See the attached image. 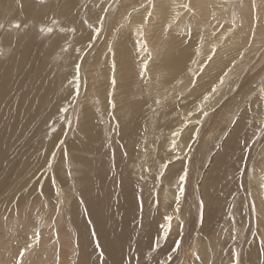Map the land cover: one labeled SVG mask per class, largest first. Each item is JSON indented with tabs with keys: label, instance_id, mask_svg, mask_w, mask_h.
Listing matches in <instances>:
<instances>
[{
	"label": "rangeland",
	"instance_id": "obj_1",
	"mask_svg": "<svg viewBox=\"0 0 264 264\" xmlns=\"http://www.w3.org/2000/svg\"><path fill=\"white\" fill-rule=\"evenodd\" d=\"M66 1L67 0H34V9L30 15L27 16L18 10L19 8H25L24 0H0V24L4 25L3 28H0V138L6 136L3 142L6 144L5 146L10 145V147H4L5 150L2 153L4 156L1 155L2 161L0 160V209L1 207H4L0 211V264H10V262L11 264H14V262L20 257L19 253L27 248V244L24 242L25 235L27 233L31 234L32 232L31 235L39 233L38 236L44 238L42 239L43 241L40 240V242H43V245L49 251L46 249L48 255L44 253L42 256V253L35 249L31 253L28 248L23 257L28 258L29 264H41L43 257L46 259L49 258L50 260L52 258L51 264H60L59 260L61 263L64 262L62 264H109L110 259L106 256V253L109 254V252L108 250L103 249L101 238L98 237V227L95 226L94 216L89 212L96 211V209L105 210H103L102 215H100V213L99 216H102L105 228H112L110 229L112 231L107 230V232L104 233H108L113 238L110 237L109 240V243L115 242L114 245L110 243L112 246H115L116 249L120 248L117 250L116 254L112 255L113 262L118 258V252L121 248L125 249L121 251V257L124 260L123 264H161L162 261L167 260V256L171 252L174 240L179 238V232L176 234L170 233L167 240L162 239L160 241V246L154 248L155 237L161 234L159 226L160 220L158 218H160V212L162 210L160 209V193L162 190V183H164L162 178L163 175H160L159 171H157L158 174L157 172L147 173L144 169L139 171V169L135 167V163H141L137 161L136 158L139 157L140 150H145V158L149 160L144 162V164L150 161L151 164H153V161L154 164H156V158L160 153L159 150H161L162 142L165 138V141L168 138V136H166L167 132L165 131V128H168V125H170V128H172L171 125L177 128L178 125L176 121L181 117V108L185 106L184 108L187 110L192 109L190 106L197 104L196 101L202 95L205 96L209 93L213 85L219 84L221 76L224 77V80L226 79L225 85H221V89L217 93L218 100L214 101V103H216L214 110L223 107L221 110L222 113L219 115L220 112L217 111L214 114L213 110H211L213 113L210 112V117H208L206 121H203L201 128L199 127L198 142L195 147V152L192 154L193 157H190L189 163H186V166H188V176L186 179V183L188 184V187L186 188L187 195L189 189L192 191L191 194L194 195L190 194L188 197V207L191 209L186 214L188 219L185 218L181 248L173 255V259L168 261V264H178L182 261L183 255L190 254L191 251H194V246L200 248L201 244L204 245L203 242L205 243L206 241H209L208 239L210 238L212 240L216 239V241L214 240L211 243L212 246L210 245V247H208L207 245V250L204 248L205 246H203V249L200 248V250H198L199 253L197 254L198 256H201L199 259L201 258L200 260H202L200 264H215L216 261L213 263L214 260H217L218 263L216 264H231L230 258L233 250L241 253L243 264H246L247 262V264H254L255 256L257 258H260V255H262V257L264 256V253L261 252V241L264 240V217L261 216L260 218H257L254 213L253 220H246L248 213L242 203V194H245L244 190L246 185L243 186L241 182L247 177L246 172L244 173V169H246L251 163L250 168L252 170L255 162V158L253 157L258 155L257 152H259L261 147L257 146L258 148H253L254 144H252L257 140L258 134L249 138L250 134L248 133L246 139L238 136L240 142H238L236 146V143L233 144L231 141L235 135L233 134V129L234 127L238 128L243 118V113L245 112L247 116H250L253 112L251 111L253 106L246 103V101L251 98L252 101L255 102L259 90L264 86L262 82L259 87H255L251 92L249 89L252 81L253 83L259 82L264 77L263 72L259 73L262 69V65H264V59L263 61H259L258 68H255V66L253 67L256 61L254 60L255 56L259 59L260 54L264 52V44L251 47L248 51L241 53L235 63H231V65L227 67V70L222 73L218 79H214L213 84L207 85L205 88H201L204 83L193 86L198 87L193 93L189 94L190 90L185 86L180 85L176 80H172L171 82H176L170 84L175 86L173 88L174 90L170 92L168 89L169 92H163L164 99H162L161 103L158 105L155 103V101L158 100L156 99V95H153L152 92L149 93V90L155 88V91L153 92L158 95H160L161 90H156L153 81L149 78L145 79V75H140L142 78L140 76V79L138 78L136 73L138 72V69H140V66L137 70L132 71L131 75L126 79L125 77L121 78L125 79L126 82L131 84V87L135 89L129 88V90L122 92V88L118 91L117 82L114 88L113 85H109L110 72L106 76V70L109 71L107 68H109L110 62L109 64L107 63V65L106 61H104V56H102L103 60L101 59V55H103V53L104 55L106 54V50L101 48L106 45H102L101 42L107 37V33H109L110 30L108 26H105L104 28L100 27V33L97 35L95 30L99 28L98 17L95 18L96 21L95 19L87 18L89 15L88 12L90 13V11L97 10L98 8L96 7H98V5L96 7L91 6L90 4L93 3L91 2L93 0H78L77 5L79 7L77 5H71L72 7L70 9V5H67ZM98 1L104 3V0ZM245 1L246 0H242V2ZM237 2L240 3L241 0H236V3ZM118 5L119 3H116L115 7ZM90 6L91 8L88 9ZM86 7L88 8L85 9ZM79 10L81 11L79 12ZM236 15L237 13H235V17ZM70 20L72 23L68 24ZM53 21H55V23H53ZM77 21H80V23H77ZM16 23H20L21 27L17 29L15 27ZM75 23L77 25H75ZM104 23H106V20H104ZM24 25H28V27H24ZM41 27H51L53 31L51 33L41 32ZM61 29H63V31H61ZM71 29H75L76 33L75 31H71ZM231 34L232 33L228 36ZM110 35V41L113 38L117 41L121 40L117 34L111 33ZM55 43L56 46H53ZM89 43L92 44L91 48L88 47ZM83 45H86L87 47ZM99 47L100 52L102 50V54L99 52ZM203 48L204 47L200 46L199 52L194 55L193 61H196L195 65L198 63V56L202 53ZM162 52L163 51H161V53ZM97 53L99 54L97 55ZM243 54L247 55L243 56ZM98 56L100 57V60L97 58ZM81 57H83V60H81ZM85 59L88 61L86 62ZM92 59H97V61L94 60L93 62ZM91 61L93 63L99 62L93 64ZM100 61L103 64L100 63ZM82 62H84V66ZM244 62L249 63H245L243 68L239 70V75L236 76L234 72L242 66ZM76 63L81 64L79 80L73 79ZM87 63L91 64L92 69L90 65L87 67ZM99 64L100 66L98 67L97 65ZM135 64H137V62H134V65ZM234 64H236V66H234ZM192 65H194V62ZM102 66H106V68H103ZM87 68L89 69L86 70ZM93 68L95 69L93 70ZM110 68H112V64L110 65ZM230 69L233 73H229ZM9 70L11 71L10 74L8 73ZM82 70L88 72V75H85ZM112 70L113 69L110 71ZM95 71L98 73H95ZM100 72L103 73L101 74ZM225 73H227V75H225ZM97 77L98 79H96ZM180 77L182 76H177L176 78L180 79ZM85 78H87L86 80H88V82L84 80ZM101 79L103 80L101 81ZM234 80H236V83L233 85ZM249 80L251 82H249ZM98 82L100 85H98ZM102 82L105 84H101ZM150 82L154 87H149ZM244 83L247 85H244ZM237 85H240V87L238 88ZM177 86L182 88L179 89ZM136 89L137 92L135 91ZM89 90H95L91 91L94 93L93 96H91L92 93H90ZM115 91L116 93L120 92L119 94L121 96L115 94ZM125 92L130 93L126 94ZM176 92L177 94H175ZM254 93L257 95H253ZM172 94L175 95L173 96ZM122 95H127V99L130 95V100H127ZM116 96L118 100L120 99L119 101ZM237 96L242 97L240 102L237 101ZM169 97L171 99L174 97V101ZM23 98L25 99L22 100ZM131 98H133V102L138 99H145V101H143L144 105L142 104L144 109L141 107L140 113L138 114L139 116L142 114L143 124L141 122V125L132 127L131 124H133L132 120L134 116L132 112L129 111L130 104L133 103ZM147 98H149V100ZM110 100L115 103V108L111 107V104L109 103ZM177 100L178 102H176ZM148 101L150 103H147V105L146 102ZM86 103L89 104L86 105ZM225 103L228 105H225ZM145 104L147 106H145ZM223 104L226 107H224ZM92 107L94 108L92 109ZM86 108H89V110L86 111ZM119 108L121 110H119ZM64 109H67V111H64ZM122 110L124 112L126 110L125 113L128 114L125 116V113ZM147 110L152 111L148 112ZM175 110L177 111V114ZM262 110L263 108H260L258 113L260 114V111ZM89 111L93 113V119L97 118L92 122V128L95 130V135L97 134V141L93 132L89 133L87 131V133L85 130L83 132L82 129L84 126L82 123L86 122V120L83 119V112ZM142 111H144V114ZM223 111L225 114L227 113L224 115V117L226 116V119L223 117ZM146 113L148 114L146 115ZM151 113L157 114V117ZM109 115H111V118ZM129 115L132 117H129ZM138 115L137 117H139ZM152 115L154 118L156 117L155 119L157 121ZM216 115L219 116L217 117ZM81 116L82 120L80 118ZM146 118L153 119L149 122L150 119L148 120ZM215 120L218 121L216 122ZM220 120L221 122L222 120L224 122L221 123ZM159 121L161 123L165 122L163 123L164 126ZM247 121H250L249 118H246V123ZM157 123L160 125L158 126ZM254 123L258 125L260 122L255 121ZM221 124L222 126L220 127L219 125ZM151 125L153 128L157 126L155 130L150 127ZM161 125L162 128H160ZM17 126L19 128H17ZM247 126L249 129L250 126L248 123ZM16 128L19 129L18 134L14 133L17 130ZM142 129L144 130V133L142 132ZM129 130L132 132L131 135ZM138 131H140L139 133L142 140H145L140 147L136 145L138 142L140 145L141 141L133 140L135 138L141 140V137L137 136V134L139 135ZM125 138L126 142H128L126 144L124 142ZM148 138L151 140L149 139L150 143L148 142L146 144ZM204 139L206 141L208 140V143H204ZM228 140L231 143L230 147ZM61 141H63V143H60ZM167 143L168 141L165 144ZM199 145L202 147L200 146L199 148ZM215 146L217 147L216 149H214ZM129 147H131V149ZM255 149L258 151L254 155ZM6 150L8 152H6ZM214 150L217 152L214 153L215 156L212 155ZM4 152H6V154ZM53 153H55L54 156ZM153 155L155 158H153ZM221 157L222 159H220ZM132 158L133 161H131ZM128 164H130V166ZM101 168L104 169L101 170ZM231 168H233V172H230ZM166 169L167 167L160 171L164 174ZM183 170V168L180 169L181 173H183ZM209 170L211 173L206 182L205 175ZM254 175L255 169L252 173V181ZM213 178H215V180L211 183ZM149 179L150 181H148ZM208 182L209 185L207 187ZM193 183L197 184H194L196 188L195 186L192 188L191 184L193 185ZM69 184L71 193L67 192ZM248 186L247 183V191L249 190ZM251 186H254V183H251ZM206 187L207 192H209L208 194H210L211 197L213 196V198L215 197L216 201L222 206L221 213L216 214V216L212 218L214 221L211 219L208 220L207 223L203 220V218L205 219V209L203 210L202 220L200 218L201 208L198 203L203 200L200 194L202 190H206ZM248 193L251 195L250 190ZM263 195L264 188L261 195L256 194V197L251 195V200L256 205V211H258V213H263L261 209L262 207L257 205L258 201L261 202V196ZM138 196L143 197L142 212L138 207ZM191 196L193 199H191ZM96 197L97 199H95ZM85 198L89 199L88 203V199L86 200ZM92 198L94 202H92ZM95 200H104V202L102 201L103 204L101 202V205L99 203L95 204ZM157 200H159L160 204L156 203ZM163 203L164 207H166V203ZM88 204L93 205L94 207L91 206L90 209ZM87 205L89 211L86 208ZM17 207L18 212L20 213H17L16 215L15 210ZM197 215L199 216L198 219ZM142 217L145 218L143 219ZM14 218L15 222H13ZM257 219H261L260 224L262 228L259 227ZM89 221L91 222L89 223ZM252 222L254 223L251 224ZM146 223L149 224L146 225ZM203 223H205V226L208 225L214 230L221 226L222 236H213L211 235V231L210 233L205 234V231L202 230V228L204 229ZM148 225L149 227H147ZM93 230H95L96 233L95 238L92 236ZM122 230L131 231V235L127 237L129 242L123 244L125 245L124 247L119 244L118 241V238L125 236ZM199 231H202V233L205 234H201V238L205 241L201 240V243L199 241L196 243L195 237L198 236ZM148 233H150L151 236L146 240H143V235H147ZM152 233L154 234L152 235ZM207 235H209V238H206ZM217 237H221L223 240L220 239L218 241ZM233 237H235V239H233ZM240 237L242 240L237 243V240ZM96 240H99L100 242V249L96 247ZM45 241L46 244L48 243L47 245L45 244ZM116 241L118 244H116ZM222 244H224V247ZM56 249L57 251H55ZM208 249L210 251L212 249V253L210 252L211 255H208ZM51 250L53 251L50 253ZM101 250H103L104 258H101L100 256ZM205 250L207 252H205ZM124 251L126 253H124ZM54 252L55 254L57 253L55 256L56 259L53 256ZM58 252L60 253L58 254ZM202 254L205 256L207 255V258L205 256L204 258ZM38 256H41V258ZM211 256L212 258H209ZM176 258L180 259L177 260V262H174V260L176 261ZM37 260H40L41 262L39 261V263ZM204 261H206V263ZM208 261L210 263H208ZM42 263L48 264L46 260H43ZM193 264L197 263L193 262ZM260 264H263L261 259Z\"/></svg>",
	"mask_w": 264,
	"mask_h": 264
},
{
	"label": "bare ground",
	"instance_id": "obj_2",
	"mask_svg": "<svg viewBox=\"0 0 264 264\" xmlns=\"http://www.w3.org/2000/svg\"><path fill=\"white\" fill-rule=\"evenodd\" d=\"M82 1V0H81ZM102 1V0H101ZM67 5L69 4L70 5V9H71V5H77L78 4V0H67ZM80 2V1H79ZM87 2V1H86ZM85 2V3H86ZM89 2V1H88ZM93 3H91L90 5L93 6V7H96L98 5V8L97 10H94V11H90V13L88 12V16L87 18L89 19H95L100 16H104L106 19V23L103 24V28L105 26H108L110 32L107 33V37H105V39L101 42L102 45H106L105 47H101L102 49L104 48L106 50V56L104 55H101V59H102V56H104V61H106V64L110 62L109 64V68H107L109 71L106 70V76L107 74L110 72V75H109V78H110V83L109 85L112 86V77L113 75H115V80L116 82L118 83V91H120L119 89L122 88L124 92L125 90H129V88L131 89H135V88H132L131 87V84L127 83L126 82V78L129 77L132 73V71L134 70H137L140 66V69H138V72L136 73L138 75V78L140 76V73L143 71V62L144 60H146L148 58V52H151L152 53V59L148 61V70L147 72L145 73V79L149 78L150 80L153 81V85L156 87V90H161L160 92V95H158L157 93H154L153 91H155V88H152L149 90V93L152 92L153 95H156V99L158 100H162L164 99L163 97V92L167 93V92H171L172 90H174L173 88L175 86L173 85H170V84H174L176 83L175 81L174 82H171L172 80H176L177 82H179L180 85L182 86H185L188 90H190L189 94L190 93H193L195 92L198 87H193V86H197V85H201L202 83H204L201 88H205L207 85H210V84H213V81L214 79H218L222 73H224L226 70H227V67L229 65H231V63H235V61L237 60L238 56L245 52V51H248L251 47H255V46H258L260 44H264V3L261 2V0H256V3H257V9L253 10L251 8V4H252V0H246L245 2H241L240 3H236V0H192V3L195 4V10H196V16L193 18V17H190L187 13H185L183 11V9L181 8H177L175 7L176 4H182L185 2V0H154V3H155V9L152 10V16L150 17H147V20H145V17L147 16V12L145 11L144 8H140V5L141 4H144L145 7H147V3H148V0H104V3H100L98 0H93L91 1ZM116 3H119V5L117 7H115V4ZM82 4V3H81ZM83 4H84V1H83ZM88 4V3H87ZM86 4V5H87ZM104 4V5H103ZM24 5H25V8L24 9H18L19 11H21L23 14L29 16L30 13L33 11L34 9V0H24ZM78 6V5H77ZM85 6V5H84ZM88 6V5H87ZM91 6L88 8L86 7L85 9H90ZM76 7V6H74ZM79 7V6H78ZM81 7V6H80ZM108 9V11L105 13L104 11H102V9ZM68 9V8H67ZM73 9V8H72ZM94 9V8H93ZM134 9H139V11H134ZM78 10V9H76ZM237 10V12H236ZM61 11V10H60ZM71 11V10H70ZM74 11H75V8H74ZM81 10H79L80 12ZM89 11V10H87ZM43 12V11H42ZM73 12V11H72ZM60 13V12H59ZM82 13V12H81ZM177 13H180L181 16L179 19L175 20V22L173 23V17L177 14ZM235 13H237L236 17H235ZM44 14V13H43ZM62 14V13H61ZM76 14V13H75ZM130 14V15H129ZM41 16V15H40ZM45 16V15H44ZM52 16V15H51ZM256 16H259V20H256L254 17ZM49 17V16H48ZM54 17V16H53ZM81 17V15H80ZM33 18H36V17H33ZM84 19V18H83ZM97 19V20H98ZM235 19V27H232V22L233 20ZM48 20V19H47ZM74 20V19H73ZM81 20V19H79ZM33 21H36V20H33ZM68 21V20H67ZM96 21V19H95ZM99 21V20H98ZM71 20L70 22H68V24H71ZM77 23H80V21H77ZM172 23L173 24V27L170 28V29H166V26L168 24ZM67 24V23H65ZM74 24V23H73ZM97 24V23H96ZM99 24V28L101 27L100 23ZM108 24V25H107ZM75 25H77L75 23ZM72 26V25H71ZM140 26H143V31L145 33L143 39H146L147 40V43H148V52H145L142 50L141 46H140V43L139 41L142 39L139 35V32H138V29L140 28ZM66 27V26H65ZM73 27V26H72ZM76 27V26H75ZM98 27V26H97ZM101 27V28H102ZM71 28V27H70ZM89 28V27H87ZM100 28V29H101ZM107 28V27H106ZM189 29H191V34H189ZM253 29L255 30V35L253 36ZM104 30V29H103ZM108 32V30H107ZM64 33V32H63ZM68 33V32H67ZM76 33V31H75ZM81 33V32H80ZM88 33V32H87ZM106 33V31H105ZM111 33L113 34H117V36L121 39L119 41H117L115 38H113L111 41H110V37H111ZM215 33V35H214ZM230 33H232L230 36H228ZM75 35V34H74ZM106 35V34H105ZM67 37V36H66ZM221 37H223V39H221ZM65 38V37H64ZM103 39V38H102ZM69 40V39H68ZM100 41V39H99ZM189 41V42H188ZM64 42V41H63ZM58 43V41H57ZM100 44V45H101ZM88 45V44H87ZM213 45H216V53L214 55V58L212 61L209 62V64L207 66L204 67V70L203 72L201 73L200 71V66L201 64L203 63L204 60H206L207 56L211 54V48ZM53 46H56V43L53 45ZM83 46H86V45H83ZM82 46V47H83ZM111 46V51H109V47ZM200 46L201 47H204L203 48V51L202 53L198 56V63L195 65H192L193 63V58H194V55H196V53L199 52L200 50ZM87 47V46H86ZM114 48V49H113ZM70 49V48H68ZM67 49V51H68ZM84 49V47H83ZM88 49V48H86ZM79 50V49H78ZM89 50V49H88ZM98 50V49H97ZM115 50V51H114ZM264 50V49H263ZM80 51V50H79ZM82 51V50H81ZM85 51V50H84ZM161 51H163L161 53ZM251 51H255V50H251ZM97 52V51H96ZM99 52H100V47H99ZM102 52V50H101ZM100 52V53H101ZM86 53V51H85ZM78 54V53H77ZM92 54V52H91ZM99 53H97L98 55ZM102 54V53H101ZM247 54H243V56H246ZM89 56V54H88ZM87 56V57H88ZM96 57V56H95ZM240 57V56H239ZM99 60H100V57L98 56L97 57ZM116 58V59H115ZM89 59V58H88ZM264 59V52L262 54H260L259 56V59L257 56H255L254 60L255 63L253 65V67L255 66V68L259 65V61H263ZM40 60V59H39ZM91 60V59H89ZM93 60V59H92ZM97 61V59H94ZM93 60V62H94ZM103 60V59H102ZM81 61V60H80ZM86 61V59H85ZM84 61V62H85ZM88 61V60H87ZM86 61V62H87ZM84 62H82L83 66H84ZM91 61V63H93ZM99 62V61H98ZM97 62V63H98ZM113 62L115 63V68L113 69ZM134 62H137V64L134 65ZM264 62V61H263ZM42 63V62H41ZM40 63V64H41ZM44 63V62H43ZM90 63V62H89ZM96 63V62H95ZM93 63V64H95ZM96 63V64H97ZM100 63H102L100 61ZM245 63H249V62H244V64L242 66H240L234 73L236 76L239 75V70H241L243 68V66L245 65ZM86 64V63H85ZM103 64V63H102ZM101 64V65H102ZM105 64V62H104ZM107 64V65H108ZM112 64V68H110V65ZM87 67H89V65L91 66V64H88L87 63ZM48 66V65H47ZM86 66V65H85ZM96 66V65H95ZM98 67L100 66L97 65ZM234 66H236V64H234ZM94 67V65H93ZM103 67V66H102ZM103 68H106L103 67ZM252 68V67H251ZM258 68V67H257ZM83 69L85 70V68L83 67ZM89 68H87L86 70H88ZM91 69H92V66H91ZM95 68H93L94 70ZM97 69V68H96ZM111 69H113L112 71H110ZM92 70V72H93ZM105 70V69H104ZM83 71V70H82ZM98 71V70H97ZM95 71V73L97 72ZM10 70H9V74H10ZM85 73V75H88L86 71H83ZM90 72V71H89ZM104 72V71H103ZM102 72V73H103ZM233 73V71L230 69L229 70V73ZM263 72L264 74V65H262V69L259 73ZM98 73V72H97ZM101 73V72H100ZM101 73V74H102ZM37 74V73H36ZM93 74V73H92ZM201 74V76H200ZM84 75V74H83ZM84 75V77H85ZM234 75V76H235ZM93 76V75H92ZM177 76H182L179 78H176ZM125 79H121V78H124ZM141 77V76H140ZM263 77V75H262ZM261 77V78H262ZM101 78V77H99ZM142 78V77H141ZM87 78H85L84 80H86ZM94 79V78H93ZM92 79V80H93ZM98 79V77L96 78ZM140 79V78H139ZM154 79V80H153ZM100 80V79H99ZM103 79H101L102 81ZM138 80V79H137ZM142 80V79H141ZM226 80V79H225ZM225 80H224V85H225ZM254 80V79H253ZM88 82V80H86ZM94 81V80H93ZM98 81V80H97ZM96 81V82H97ZM139 81V80H138ZM192 81H195V83L193 84ZM209 81V82H208ZM109 82V81H108ZM145 82V81H144ZM249 82H251L249 80ZM263 82L264 84V77L259 81V82H255L253 83V81L250 83V92L252 90L255 89V87H259V85ZM7 83V82H6ZM99 83V82H98ZM116 83V84H117ZM136 83V82H135ZM148 83V82H146ZM184 83V84H183ZM236 83V80H234V83L233 85ZM101 84H105L104 82H102ZM144 84V83H143ZM178 84V85H179ZM92 85V84H91ZM96 85V84H95ZM100 85V83L98 84ZM136 85V84H135ZM146 85V84H145ZM144 85V86H145ZM152 83L150 82V85L149 87L153 86ZM244 85H247L246 83H244ZM102 86V85H101ZM104 86V85H103ZM153 86V87H154ZM106 87V86H105ZM108 87V85H107ZM128 87V89H127ZM178 87V86H177ZM100 88V87H98ZM104 88V87H103ZM179 89H181L180 87H178ZM264 88V86H263ZM169 89V91H168ZM186 89V90H187ZM221 89V85L218 84V87H217V91L215 93L212 92V88H211V91L209 93H207L206 95L208 94H211L210 98L208 101L204 102V107L201 108V104L203 102V98L204 96L202 95L197 101L194 106H190L192 107V109H189L187 110L186 108L180 106V108L182 109V112H181V117L178 118V120L176 121L177 123V128L173 127V125H171L172 128H170L168 125V128H165L166 130V136H168L167 140L162 142V147H161V150H159V155L158 157L156 158V164H154V161H153V164H151L150 162L144 164V162H146L147 160L149 159H146L145 158V150H140L139 152V157L136 158L137 161H139L141 164H139L138 162L135 163V167H137L139 169V171H142V169H144L147 173L148 172H157L159 171L160 175H161V171L163 170V168H165L164 166L167 165V169L166 171H164V174L162 176L163 178V182L162 183V190H161V193H160V200H161V208L163 210H161L160 212V218H158L160 221V225L164 224L165 223V220H164V217L165 215H168V214H172L173 213V209L175 207V197L176 195L179 193V186H180V181H179V176L182 174L180 169H184V167L187 165L186 163H189V160H190V157H193L192 154H194L195 152V147H196V144H197V140H198V136H196V132H197V129H199V127L201 128V125L203 124V121H206L208 117H210L209 113L211 112V110L214 109L215 107V104L214 101H217L218 100V96H217V93L218 91ZM106 90V89H104ZM144 90V89H142ZM226 90V88H225ZM90 91V90H89ZM91 91H95V90H91ZM90 91V93H92ZM132 91V90H131ZM130 91V92H131ZM137 92V89L135 90ZM139 91V90H138ZM128 92V93H130ZM134 92V91H133ZM144 92V91H143ZM146 92V91H145ZM180 92V91H179ZM183 92V91H182ZM88 93V92H87ZM120 93V92H119ZM119 93H116L115 91V94H119ZM126 93V92H125ZM126 93V94H128ZM135 93V92H134ZM141 93V91H140ZM139 93V94H140ZM151 93V94H152ZM94 93H92L91 96H93ZM99 94V93H97ZM138 94V93H137ZM177 94V92L175 93ZM175 94H172L173 96ZM181 94V93H180ZM120 95V94H119ZM133 95V94H132ZM131 95V96H132ZM167 95V94H166ZM170 95V94H169ZM168 95V96H169ZM182 95V94H181ZM121 96V95H120ZM124 96V95H122ZM127 96V95H126ZM124 96L126 99L127 97ZM130 96V95H129ZM129 96H128V99H129ZM171 96V95H170ZM197 96V95H195ZM89 97V96H88ZM134 97V96H133ZM148 97V96H147ZM167 97V96H166ZM172 97V96H171ZM90 98V97H89ZM117 98V96H116ZM142 98V97H141ZM170 98V97H169ZM174 98V97H173ZM172 98V99H173ZM25 98H23L22 100H24ZM97 99V98H96ZM100 99V98H99ZM98 99V100H99ZM109 99V98H108ZM127 99V100H128ZM133 98H131V101H132ZM149 100V98H147ZM171 99V98H170ZM171 99V100H172ZM235 99V98H234ZM242 99L241 96H237V101L240 102V100ZM85 100V99H84ZM104 100V99H103ZM112 100V99H111ZM118 100V98H117ZM120 100V99H119ZM118 100V101H119ZM130 100V99H129ZM135 100V99H134ZM154 100V99H153ZM169 100V99H168ZM170 100V101H171ZM229 100V99H228ZM90 101V100H88ZM94 101V100H93ZM100 101V100H99ZM98 101V102H99ZM143 101H145V99H138V100H135L133 103L130 104V107H129V111L132 112L133 114V124H131V127L132 126H136V125H141L140 123L142 122L143 124V121H142V114H140L141 116H139L138 114L140 113V110H141V107H142V104L144 105ZM174 101V99H173ZM172 101V103H173ZM236 101V100H235ZM104 102V101H103ZM102 102V104H103ZM127 102V101H126ZM167 102V101H166ZM178 102V100L176 101ZM180 102V101H179ZM229 102V101H228ZM100 103V102H99ZM120 103V102H119ZM124 103V102H122ZM128 103V102H127ZM149 104L150 102H146V104ZM164 103V102H163ZM85 104V103H84ZM89 104V103H86V105ZM97 104V103H96ZM95 104V105H96ZM145 104V106H147ZM167 104V103H166ZM175 104V103H174ZM108 105V104H107ZM159 105V104H158ZM157 105V106H158ZM225 105H228L225 103ZM224 104L223 106L226 107ZM251 106H253L251 108V111H253L250 116H247L245 114V112L243 113V118L238 126V128H235L234 127V132L233 134L234 137L231 141V143H236L235 146L238 144V142H240V139L238 138V136H241L242 138L246 139L248 133L250 134L249 138H252L254 137L256 134H258V137H257V140L255 141V143H252L254 144L253 145V148L259 146L261 147V149H259V152H257L258 150L255 149V153L254 155L256 154V152L258 153V155H255L253 158H255V162H256V165H255V162H254V165L252 167V170L250 168V164L249 166L246 167V170L244 171V173L246 172V179H244L241 183L243 184V186L246 185L247 187V183H248V187H249V190L251 192V195H254L256 197V194L258 195H261L263 193V188H264V135H262V132H264V106H261V107H257V104L256 102L253 101L252 104H250ZM90 106V105H89ZM87 106V107H89ZM129 106V105H128ZM150 106V105H149ZM167 106V105H166ZM178 106V105H177ZM105 107V106H104ZM112 107V105H111ZM118 107V106H117ZM120 107V106H119ZM122 107V106H121ZM125 107V106H124ZM144 107V106H143ZM142 107V108H143ZM153 107V105H152ZM151 107V108H152ZM169 107V106H168ZM84 108V107H83ZM94 107H92L93 109ZM155 109V107H153ZM152 108V109H153ZM157 108V107H156ZM176 108V107H175ZM260 108H263L262 111H260V114L258 113V110ZM85 109V108H84ZM110 109V108H109ZM125 109V108H124ZM123 109V110H124ZM126 109H127V106H126ZM144 109V108H143ZM169 109V108H168ZM177 109V108H176ZM179 109V108H178ZM223 109V107H220L218 110H214V114L219 111V115L222 113L221 110ZM89 110V108L87 109L86 108V111ZM108 110V108H107ZM118 110V109H117ZM116 110V111H117ZM119 110H121L119 108ZM122 110V111H123ZM146 110V109H145ZM150 110V108H149ZM160 110V109H159ZM225 110V109H224ZM94 111V110H93ZM115 111V110H114ZM148 111V110H147ZM152 111V110H151ZM151 111H148V112H151ZM176 111V110H175ZM181 111V110H180ZM227 111V110H226ZM113 112V111H112ZM124 112V111H123ZM122 112V113H123ZM126 112V110H125ZM124 112V113H125ZM146 112V111H145ZM154 112V111H153ZM162 112V111H161ZM204 112H208V115L207 116H204L203 113ZM211 112V113H213ZM115 113V112H114ZM121 113V112H120ZM123 113V114H124ZM142 113L144 114V111H142ZM173 113V112H172ZM84 114V117L83 119L86 120L85 123H82L84 124L83 126V132L84 130L87 132H93V135L95 136V139H96V135H95V130L92 128V122L93 120V113H91L90 111L89 112H83ZM101 114V113H100ZM126 114L128 113H125V116ZM130 114V113H129ZM148 113H146L147 115ZM151 114H154V113H151ZM174 114V113H173ZM176 114H177V111H176ZM227 114V113H226ZM225 112L223 111V117L224 115H226ZM104 115V114H103ZM112 115V113H111ZM111 115L110 118H111ZM117 115V114H116ZM137 115L139 117H137ZM145 115V116H146ZM156 115L157 117V114H154ZM165 115V114H164ZM168 115V114H167ZM180 115V114H179ZM218 115V116H219ZM121 116V115H120ZM144 116V118H145ZM149 116V115H148ZM147 116V117H148ZM151 116V115H150ZM161 116V114H160ZM159 116V117H160ZM217 116V115H216ZM217 116V117H218ZM124 117V115H123ZM128 117V115H127ZM129 117H132L129 115ZM153 117V115H152ZM155 117V118H156ZM215 117V116H214ZM226 117V116H225ZM224 117V118H225ZM228 117V115H227ZM81 120H82V116L80 117ZM119 118V117H118ZM154 118V117H153ZM153 118H146L150 121H152L151 119ZM154 118V119H155ZM246 118H249L250 121H247L248 125L250 126V128L248 129V126H247V123H246ZM97 119V118H96ZM95 119V120H96ZM121 119V118H120ZM124 119V118H123ZM126 119V118H125ZM128 119V118H127ZM162 119V117H161ZM160 119V120H161ZM168 119V118H167ZM212 119V118H211ZM226 119V118H225ZM228 119V118H227ZM102 120V119H100ZM122 120V119H121ZM156 120V119H155ZM159 120V119H158ZM164 120V119H163ZM120 121V120H119ZM157 121V120H156ZM155 121V122H156ZM165 121V120H164ZM216 122L218 120H215ZM260 122L258 123V125L254 122ZM121 122V121H120ZM126 122V121H125ZM131 122V123H132ZM147 122V121H146ZM154 122V120H153ZM160 122V121H159ZM221 122V120H220ZM222 122H224L222 120ZM221 122V123H222ZM226 122V121H225ZM108 123V122H107ZM117 123V122H116ZM128 123V122H126ZM145 123V122H144ZM161 123V122H160ZM165 123V122H163ZM161 123V124H163ZM95 124V123H94ZM167 124V123H166ZM165 124V125H166ZM153 125V123H152ZM150 126L153 128V126ZM156 125V124H154ZM157 125L159 126L160 124L157 123ZM88 126V127H87ZM127 126V125H126ZM149 126V125H147ZM164 126V124H163ZM212 126V124H211ZM220 127L222 126L219 125ZM257 126V127H256ZM124 127V126H123ZM128 127V126H127ZM143 127V126H142ZM157 127V126H156ZM154 127L153 129L155 130ZM167 127V125H166ZM256 127V128H254ZM17 128H19L17 126ZM16 128V129H17ZM108 128V127H107ZM125 128V127H124ZM122 128V129H124ZM130 128V126H129ZM151 128V129H152ZM160 128H162V125L160 126ZM254 128V129H253ZM121 129V128H120ZM128 129V128H126ZM125 129V130H126ZM146 129V128H145ZM148 129V128H147ZM210 129V128H209ZM117 130V129H116ZM134 130V129H132ZM159 130V129H158ZM232 130V131H233ZM15 131V130H14ZM122 131V130H121ZM130 131V130H129ZM144 130L142 129V132ZM153 131V130H152ZM157 131V130H156ZM179 131V135L178 136H173L172 133L173 132H177ZM19 132V129L16 130V132H14L15 134L17 133L18 134ZM87 132V133H88ZM125 132V131H124ZM140 131H138L139 133ZM159 132V131H158ZM12 133V134H14ZM136 133V132H135ZM144 133V132H143ZM165 133V132H164ZM163 133V135H164ZM108 134V133H107ZM125 134V133H124ZM123 134V135H124ZM132 134V132L130 131V135ZM85 135V134H84ZM90 135V134H89ZM112 135V134H111ZM145 135V134H144ZM147 135V134H146ZM159 135V134H158ZM206 135V134H205ZM91 136V135H90ZM134 136V135H133ZM137 136H140V133L139 135L137 134ZM13 137V136H12ZM11 137V138H12ZM122 137V136H121ZM125 137V135H124ZM131 137V136H130ZM141 137V136H140ZM145 137V136H143ZM209 137V136H208ZM6 138V136H2L0 138V160H1V155L4 156L2 153L3 151L5 150L4 147H7L5 146L6 144L3 142L4 139ZM10 138V137H9ZM93 138V137H92ZM127 138V137H126ZM126 138H125V144L128 143L126 142ZM160 138V137H159ZM158 138V139H159ZM200 138V137H199ZM205 138V137H203ZM248 138V139H249ZM13 139V138H12ZM89 139V138H88ZM121 139V138H120ZM124 139V138H123ZM129 139V138H128ZM133 139V138H132ZM130 139V140H132ZM150 138H148V141L146 142V144L150 141H149ZM7 140V139H6ZM67 140V139H66ZM91 140V139H90ZM94 140V139H92ZM134 141L136 140H139L141 141L140 145L137 143L136 146L140 147L142 146V143L145 142V140H142V137H141V140L138 139V138H135L133 139ZM151 140V139H150ZM205 140V139H204ZM202 140V141H204ZM97 141V139H96ZM122 141V140H121ZM168 141L167 144H165L166 142ZM234 141H237V142H234ZM160 142V141H159ZM200 142H201V139H200ZM199 142V143H200ZM208 143V140L204 141V143ZM130 143V142H129ZM198 143V144H199ZM203 143V144H204ZM228 143H229V147H230V141L228 140ZM7 144H10V143H7ZM131 144V143H130ZM136 144V143H135ZM202 144V143H201ZM153 145H154V142H153ZM156 145V144H155ZM159 145V144H158ZM157 145V146H158ZM189 145L191 146L189 148ZM216 145V144H215ZM148 146V145H147ZM198 146V145H197ZM201 145H199V148H200ZM228 146V145H227ZM10 147V145L8 146ZM127 147V146H126ZM146 147V145H145ZM151 147V146H150ZM202 147V146H201ZM131 149V147H129ZM204 148V147H203ZM202 148V149H203ZM217 147L215 146L214 149H216ZM258 148V147H257ZM7 149V148H6ZM129 149V151H130ZM148 149V147H147ZM159 149V147H158ZM157 149V150H158ZM219 149V148H218ZM251 149V148H250ZM249 149V151H250ZM153 151V150H151ZM224 151V150H223ZM252 151V149H251ZM6 152H8L6 150ZM6 152H4L6 154ZM212 152V151H211ZM156 153V152H155ZM214 153H217L215 150L214 152L212 153V155H214ZM8 154V153H7ZM196 154V153H195ZM130 155V154H129ZM7 156V155H6ZM5 156V157H6ZM154 156V155H153ZM215 156V155H214ZM130 157V156H129ZM132 157V156H131ZM213 157V156H211ZM210 157V158H211ZM155 158V156L153 157ZM214 158V157H213ZM217 158V157H216ZM222 159V157L220 158ZM213 160V159H212ZM2 161V160H1ZM1 161H0V164H1ZM128 161V160H127ZM133 161V158L132 160ZM221 161V160H220ZM135 162V161H134ZM231 162V161H230ZM138 164V165H137ZM216 164V163H215ZM222 164V163H221ZM130 166V164H128ZM132 165V164H131ZM134 165V163H133ZM151 165V166H150ZM91 166V165H90ZM150 166V167H149ZM245 166V165H244ZM92 167V166H91ZM90 167V168H91ZM132 167V166H131ZM94 168V166H93ZM188 168V166H187ZM198 168V167H197ZM212 168V167H211ZM223 168V167H222ZM243 168V167H242ZM250 168V169H249ZM92 169V168H91ZM104 169V168H101V170ZM136 169V168H135ZM238 169V168H237ZM249 169V171H248ZM255 169V175H254V179L252 181V173ZM87 170V169H86ZM100 170V171H101ZM128 170V169H127ZM130 170V169H129ZM161 170V171H160ZM243 171V170H242ZM86 172V171H85ZM88 172V171H87ZM102 172V171H101ZM136 172V171H135ZM230 172H233V168H231ZM241 172V171H240ZM104 173V172H102ZM181 173V174H180ZM210 170L206 173V182H207V179H209L210 177ZM158 174V172H157ZM154 176V175H153ZM242 176V174H241ZM157 177V176H156ZM159 177V176H158ZM214 177V176H213ZM237 177H238V174H237ZM245 177V176H244ZM242 177V178H244ZM156 179V178H155ZM154 180V179H153ZM152 180V181H153ZM161 180V178H160ZM159 180V181H160ZM195 180V179H194ZM215 180V178H213L211 180V183H213ZM150 181V179L148 180ZM192 181V179H191ZM195 182V181H194ZM196 183V182H195ZM193 183V185L191 184L192 188L193 186L197 185ZM200 183V182H199ZM251 183H254V186H251ZM144 184V183H142ZM156 184V183H154ZM195 184V185H194ZM241 184V185H242ZM145 185V184H144ZM150 185V184H149ZM209 185V182L207 184V187ZM240 186V185H239ZM188 187V184L185 182L184 183V196L182 197L181 199V205H180V220L177 221L176 219H173V221L171 222V232L170 233H173V234H176L177 232H180L181 229L179 227L180 225V222H183V225L185 223V218L188 219V216L186 215L188 213V211L191 209L188 207V197L189 195L191 194V190L189 189L188 190V195H187V190L186 188ZM207 187H206V190H202L201 192V198L203 199V202H204V208L203 210L205 209V219L203 218V220L206 221V223L208 222V220H211L214 216H216V214H220L221 211H222V206L219 202L216 201L215 197L213 198V196L211 197L210 194H208L209 192H207ZM242 187V186H241ZM245 187V190H244V193L245 194H242V203L248 213V216L246 217V220L247 221H251L254 219V213L255 215L257 216V218H260L261 216L264 217V195L261 196V202L258 201L257 202V205L258 206H261L262 208V212L263 213H258V211H255L253 212L252 211V200H251V195L250 193H248V191ZM141 188V187H140ZM139 188V189H140ZM191 188V187H190ZM196 188V186H195ZM244 188V187H242ZM257 188V190H256ZM142 189V188H141ZM145 189V188H144ZM255 189V190H254ZM259 190V191H258ZM67 192L68 193H71V190H70V184H69V187L67 188ZM155 192V191H154ZM197 192V191H195ZM86 194V193H85ZM84 194V195H85ZM94 194V193H93ZM157 194V193H156ZM197 194V193H196ZM88 195V194H87ZM92 195V194H91ZM95 195V194H94ZM106 195V194H105ZM191 195H194V194H191ZM214 196H216L215 194H213ZM103 196V195H101ZM197 196V195H195ZM86 197V196H85ZM93 197V196H92ZM237 197V196H236ZM105 198V196H104ZM153 198V197H152ZM219 198V197H218ZM84 199V198H83ZM86 199V198H85ZM88 199V198H87ZM86 199V200H87ZM97 199V197L95 198ZM100 199V198H99ZM157 199V197H156ZM191 199L192 196H191ZM93 200V198H92ZM187 200V201H186ZM200 200V199H199ZM91 201V200H90ZM104 202V200H102ZM101 200H95V204H100L101 205ZM196 201V199H195ZM198 201V199H197ZM220 201V199H219ZM85 202V201H83ZM89 202V199L87 201V203ZM94 202V200L92 201ZM102 202V204H103ZM166 203V207H164V203ZM129 203V202H128ZM159 203V204H160ZM190 203V202H189ZM200 204V201L198 202ZM30 204V203H28ZM133 204V203H132ZM89 205V204H88ZM88 205L86 206V208L88 207ZM135 205V204H134ZM191 205V204H189ZM263 205V206H262ZM93 206V205H89V208ZM198 206V205H197ZM94 207V206H93ZM97 207V206H96ZM200 207V206H199ZM4 207H1L0 211L3 209ZM87 208V210L89 209ZM106 208V207H105ZM21 209V208H20ZM91 209V208H90ZM198 209V208H197ZM23 210V209H22ZM20 210V211H22ZM104 210V209H103ZM103 210L102 209H96V211H89L90 214L92 216H94V220H95V226L98 227V234L101 238V241H102V245H103V249L104 250H108L109 254L106 253V256L108 259H110V262L109 264H123L124 263V260L122 259L121 257V251L125 250L123 248H121V250H119L118 252V258H116L113 262V259H112V255L116 254L117 253V250L120 249H116L115 246H112L111 244L114 245V240L113 242L114 243H109V240H110V235L108 233H104V232H107V230L109 231H112L110 229L112 228H105L104 226V220L102 219V216H99L102 215L103 213ZM257 210V209H256ZM105 211V210H104ZM59 212V211H58ZM201 212V211H200ZM17 213H20L18 212V207L17 209L15 210V214L17 215ZM144 213H145V210H144ZM57 214V213H56ZM201 214V213H200ZM1 215V213H0ZM149 215V214H148ZM17 217V216H16ZM198 215H197V219H198ZM143 218V217H142ZM145 218V217H144ZM143 218V219H144ZM155 218V217H154ZM201 218V217H200ZM152 219V218H151ZM18 220V219H16ZM1 221V220H0ZM212 221H214L212 219ZM13 222H15V218L13 219ZM257 222L259 224V227L262 228L261 226V219H257ZM154 223V222H153ZM152 223V224H153ZM254 222H252L251 224H253ZM149 224V223H146V225ZM155 224V223H154ZM113 225V224H112ZM130 225V224H128ZM156 225V224H155ZM159 225V226H160ZM204 225V229L202 228L203 231H205V234L207 233H210L211 231V235L213 236H222V227L220 226L218 229L214 230L212 228H210L208 225L205 226V223H203ZM217 225V224H216ZM215 226V225H214ZM213 226V227H214ZM0 227H1V224H0ZM113 227V226H112ZM149 227V225L147 226ZM208 227V228H207ZM207 228V229H206ZM210 228V229H209ZM217 228V227H216ZM128 229V228H127ZM184 230V228H183ZM120 231V230H119ZM150 231V229H149ZM122 232H124L125 236L122 238H118V241H119V244L123 245V244H126L127 242H129L128 238L129 235H131V231L129 230H122ZM121 232V233H122ZM151 232V231H150ZM153 232V231H152ZM13 233H14V230H13ZM33 233V232H32ZM31 233V234H32ZM36 233V232H35ZM118 233V231H117ZM29 233H27L25 235V238H24V242L28 245H32L31 248H29V250L31 251H34L37 250L38 252L42 253V256L43 254H47V251H46V247L43 245V242L41 243L40 240L44 239V238H41L40 236H37V234H34V235H31ZM39 234V233H38ZM154 233H152L153 235ZM201 234H204L202 233V231H199L198 232V236L195 237V242L197 243V241H199L201 243V240H204L201 238ZM204 234V235H205ZM5 236V235H4ZM9 236V235H8ZM43 236V235H42ZM55 236V235H54ZM118 236L120 237V235L118 234ZM117 236V237H118ZM150 233H148L147 235L144 234L143 235V240H146L148 237H150ZM172 236V235H170ZM211 236V237H213ZM224 236V235H223ZM13 237H14V234H13ZM131 237V236H130ZM245 237V236H244ZM254 237V236H253ZM112 238V237H111ZM201 238V239H200ZM206 238H209V235H207ZM113 239V238H112ZM211 239V238H210ZM208 239L209 241H206L205 243L203 242L204 245L201 244V247L203 249V246H205L204 248L207 250L208 247H210L211 243L216 239ZM218 241L220 239H222L221 237H217ZM48 240V239H47ZM223 240V239H222ZM242 240V238H238L237 240V243H239L240 241ZM43 241V240H42ZM205 241V240H204ZM221 242V241H220ZM232 242V241H231ZM39 243V245H38ZM224 243V242H222ZM45 244H46V241H45ZM48 244V243H47ZM46 244V245H47ZM116 244L117 241H116ZM52 245V244H51ZM208 245V247H207ZM223 247H224V244H222ZM125 245H123L124 247ZM212 246V245H211ZM214 246V245H213ZM228 246V245H227ZM226 246V247H227ZM60 247V246H59ZM119 247V246H118ZM127 247V245H126ZM225 247V248H226ZM129 248V247H128ZM200 248H197L196 246H194V251L190 254H185L183 255L182 257V261H180L178 264H193V262L197 263V264H200L202 260L199 259V257L201 256H198L197 253H199L198 250H200ZM212 248V247H211ZM51 249V248H50ZM58 249V248H57ZM57 249L55 251H57ZM48 250V249H47ZM127 250V249H126ZM205 250V252H207ZM209 250V249H208ZM49 251V250H48ZM53 250L50 251V253L52 252ZM204 251V250H203ZM61 252V251H60ZM58 252V254L60 253ZM210 252L212 253V249L211 251L209 250V254L208 255H211ZM221 252L223 253V251L221 250ZM124 253H126L124 251ZM53 254V253H52ZM57 254V253H56ZM55 252H54V258L56 256ZM63 254V253H61ZM205 254V253H204ZM34 255V254H33ZM196 255V256H195ZM216 255V254H214ZM213 255V256H214ZM50 256V255H49ZM58 256V255H57ZM202 256L204 257L205 255L202 254ZM207 256V255H206ZM205 256V257H206ZM217 256V255H216ZM255 256V255H254ZM34 257V256H33ZM32 257V258H33ZM35 257L37 258V256L35 255ZM34 257V258H35ZM39 257V256H38ZM48 257V256H46ZM52 257V256H50ZM60 257V256H59ZM179 257V256H178ZM181 257V256H180ZM204 257V258H205ZM260 258H257L256 256L254 257L255 260H254V264H260V259L261 261L263 262L264 264V256L262 257V255L259 256ZM33 258V259H34ZM35 258V259H36ZM41 258V256L39 257ZM104 258V257H103ZM207 258V257H206ZM209 258H212L209 257ZM214 258V257H213ZM218 258V257H217ZM248 258V257H247ZM32 259V260H33ZM34 259V260H35ZM56 259V258H55ZM59 259V258H58ZM180 258H176V261L174 260V262H177V260H179ZM216 259V258H215ZM231 259V258H230ZM8 260V259H7ZM10 260H13V259H10ZM43 260L48 263V264H51L52 262V258L51 260L49 258H45L43 257ZM42 260V262H43ZM63 260V259H62ZM61 260V261H62ZM107 260V259H106ZM204 260V259H203ZM212 260V259H210ZM250 260V259H249ZM38 261V260H37ZM40 261V260H39ZM38 261V262H39ZM56 261V260H55ZM218 263L217 260H214L213 263ZM16 262V263H15ZM14 262V264H29L28 262V258L26 257H19L18 260H16ZM41 262V261H40ZM39 262V263H40ZM41 262V264H43ZM206 263V261H204ZM220 262V261H219ZM251 262V261H249ZM59 263L62 264L64 262H60L59 260ZM208 263H210L208 261ZM215 263V264H216ZM248 263V262H247ZM246 263V264H247ZM11 264V262H10ZM13 264V263H12ZM57 264V263H56ZM212 264V263H211ZM220 264V263H219ZM252 264V263H251Z\"/></svg>",
	"mask_w": 264,
	"mask_h": 264
},
{
	"label": "snow or ice",
	"instance_id": "obj_3",
	"mask_svg": "<svg viewBox=\"0 0 264 264\" xmlns=\"http://www.w3.org/2000/svg\"><path fill=\"white\" fill-rule=\"evenodd\" d=\"M173 2H174V0H173ZM261 2L264 3V0H261ZM241 4H242V0H241ZM155 6L156 5L154 3V0H148L147 7H145L144 4H141L140 5V8H144L145 11L147 12V16L145 17V20H147V17L152 16V10L155 9ZM175 7L183 9V11L185 13H187L190 17H193L194 18L196 16L195 4L192 3V0H185V2L182 3V4H176ZM257 7L258 6H257V3H256V0H252L251 8L253 10H255V9H257ZM102 11H104L106 13L108 11V9L104 8V9H102ZM134 11H139V9H134ZM180 16H181V14L180 13H177L173 17V23L175 22V20L179 19ZM254 18L256 20H259V16H256ZM104 20H105V17L104 16H100L99 17V23H100L101 27L104 24ZM53 23H55V21H53ZM3 27H4V25L3 24H0V28H3ZM15 27L17 29L20 28L21 27L20 23H16L15 24ZM24 27H28V25H24ZM172 27H173V24L170 23V24H168L166 26V29H170ZM232 27H235V19L232 22ZM40 31L41 32H49V33H51L53 31V29L51 27H47V28L41 27L40 28ZM61 31H63V29H61ZM71 31L74 32L75 29H71ZM95 31H96V34L98 35L100 33V28H97ZM138 32H139L140 37L142 38L139 41L140 46H141V48H142L143 51L148 52V43H147V40L146 39H143V37L145 35V33L143 31V26H140V28L138 29ZM189 34H191V29H189ZM214 35H215V33H214ZM254 35H255V30L253 29V36ZM221 39H223V37H221ZM88 47L91 48L92 47V44L89 43ZM216 50H217L216 45H213L212 48H211V54L207 56L206 60H204L203 63L201 64V66H200V71L201 72H203L204 67L207 66L209 64V62L213 60L214 55L216 53ZM109 51H111V46L109 47ZM152 58H153L152 57V53L151 52H148V58L146 60H144L143 65H142L143 71L140 73L141 76H144L145 73L147 72V70H148V61L151 60ZM81 60H83V57H81ZM193 62L196 63V61H193ZM233 63H234V61H233ZM114 68H115V63L113 62V69ZM74 70H75V75H74L73 79L79 80L80 79L81 64L80 63H76ZM225 75H227V73H225ZM192 83L194 84L195 81H192ZM115 84H116L115 75H113V77H112V85H113V88L115 87ZM219 84L220 85H223L224 84V77L223 76L220 77ZM217 87H218V85H213V87H212V92L213 93H215L217 91ZM237 87L239 88L240 85H237ZM77 94H78V91H77ZM210 95L211 94H208V95H205L204 96L203 102L201 104V108L204 107V102H206V101L209 100ZM253 95H257V94L254 93ZM255 102L257 104V107L264 106V88H262V89L259 90L258 96H257V100ZM109 103L112 105L113 108H115V103L113 101L110 100ZM155 103L160 104L161 101L160 100H156ZM246 103L252 104L253 101H252L251 98H249L246 101ZM64 111H67V109H64ZM213 111H214V109H213ZM203 115L204 116H207L208 115V112H204ZM172 135L173 136H178L179 135V131L173 132ZM195 135L196 136L199 135V129H197V132H196ZM262 135H264V132H262ZM60 143H63V141H61ZM190 147L191 146L189 145V148ZM54 155H55V153H53V156ZM164 167H167V165H165ZM161 175H163V173H161ZM187 176H188V168H187V166H185L184 167V170H183V173L179 176V181H180L179 193L175 197V207L173 209V213L172 214L165 215V217H164L165 223L162 224V225H160L161 234L160 235H157L155 237V240H154V248H158L160 246V241L162 239L163 240H167L168 239L169 234L171 232V222L173 221V219H176L177 221L180 220V205H181V199L184 196V191H185V189H184V183L186 182ZM137 201H138L139 210L142 212L143 211V197L142 196H138L137 197ZM156 203L158 204L159 203V200H157ZM200 208H201V220H202V218H203V208H204V202H203V200L200 201ZM252 211L253 212L256 211V205L254 203L252 204ZM90 222L91 221H89V223ZM179 227L181 229V231L178 233L179 238L174 240L173 246L171 248V252L167 256V260L162 261L161 264H168V261H171L173 259V255L175 253H177L180 250V248H181L182 240H183V235H184V233H183V227H184L183 222H180ZM37 236H38V234H37ZM92 236H93V238L96 237L95 230L92 231ZM233 239H235V237H233ZM31 247H32V245H28L26 249L22 250L19 253V255L21 257H23L25 255V252L27 251V249L28 248H31ZM96 247L98 249H100V247H101L99 240H96ZM261 252L264 253V240L261 241ZM103 255H104L103 250H101V252H100L101 258L103 257ZM231 264H243L242 258H241V253L240 252H237V251H234L233 250V252L231 254Z\"/></svg>",
	"mask_w": 264,
	"mask_h": 264
}]
</instances>
